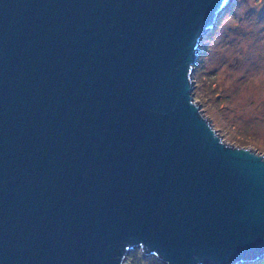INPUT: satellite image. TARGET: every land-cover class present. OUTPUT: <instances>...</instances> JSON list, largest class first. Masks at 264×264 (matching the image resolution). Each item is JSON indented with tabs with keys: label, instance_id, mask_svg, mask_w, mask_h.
Here are the masks:
<instances>
[{
	"label": "water",
	"instance_id": "water-1",
	"mask_svg": "<svg viewBox=\"0 0 264 264\" xmlns=\"http://www.w3.org/2000/svg\"><path fill=\"white\" fill-rule=\"evenodd\" d=\"M233 0H0V264L264 259V156L192 96Z\"/></svg>",
	"mask_w": 264,
	"mask_h": 264
},
{
	"label": "rangeland",
	"instance_id": "rangeland-1",
	"mask_svg": "<svg viewBox=\"0 0 264 264\" xmlns=\"http://www.w3.org/2000/svg\"><path fill=\"white\" fill-rule=\"evenodd\" d=\"M198 53L192 96L202 115L228 145L264 156V0H233L200 40ZM140 260L163 264L139 248L124 263Z\"/></svg>",
	"mask_w": 264,
	"mask_h": 264
},
{
	"label": "trees",
	"instance_id": "trees-1",
	"mask_svg": "<svg viewBox=\"0 0 264 264\" xmlns=\"http://www.w3.org/2000/svg\"><path fill=\"white\" fill-rule=\"evenodd\" d=\"M137 255H138V254H137ZM131 257H132V256H130L129 259H130ZM139 257H140V255H139ZM143 263H145V262H143V261L140 260L139 263H137V264H143Z\"/></svg>",
	"mask_w": 264,
	"mask_h": 264
}]
</instances>
